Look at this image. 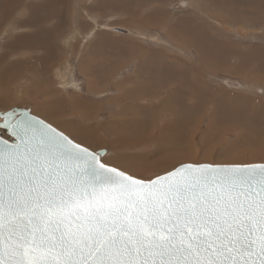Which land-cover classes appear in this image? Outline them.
<instances>
[{
	"label": "snow or ice",
	"instance_id": "obj_1",
	"mask_svg": "<svg viewBox=\"0 0 264 264\" xmlns=\"http://www.w3.org/2000/svg\"><path fill=\"white\" fill-rule=\"evenodd\" d=\"M112 7L179 17L201 5ZM59 24L51 9L31 27ZM132 107L37 111L0 85V264H264V139L259 156L195 149L179 135L149 140Z\"/></svg>",
	"mask_w": 264,
	"mask_h": 264
},
{
	"label": "rangeland",
	"instance_id": "obj_2",
	"mask_svg": "<svg viewBox=\"0 0 264 264\" xmlns=\"http://www.w3.org/2000/svg\"><path fill=\"white\" fill-rule=\"evenodd\" d=\"M8 3L15 8L0 24V85L7 80L21 104L51 111L60 102L74 114L76 108H84L77 103L99 108L119 107L123 101L133 106V128L145 139L179 135L195 149L207 143L217 150L261 154L262 0H194L201 7L179 17L163 9L112 7L119 0H5L3 6ZM98 3L109 6L97 9ZM51 9L59 17V27L53 32L34 30L35 18ZM0 11L1 19L5 9L0 6ZM97 17L130 34L97 27ZM11 25L18 27L9 32ZM198 40L206 46L207 57L202 62L200 49L194 47ZM182 66L199 95L182 99L178 106L171 93L187 83L177 82L174 74L161 77V71L164 67L183 70ZM66 69L69 72L64 76ZM149 78L152 83L146 85ZM104 93L111 98L105 99ZM181 106L189 111H181Z\"/></svg>",
	"mask_w": 264,
	"mask_h": 264
},
{
	"label": "bare ground",
	"instance_id": "obj_3",
	"mask_svg": "<svg viewBox=\"0 0 264 264\" xmlns=\"http://www.w3.org/2000/svg\"><path fill=\"white\" fill-rule=\"evenodd\" d=\"M1 1H4V3L2 2L1 3ZM0 1V6L1 7H3L4 9H5V12H4V14L1 16V19H0V24L5 20V19H7L8 17H9V15L11 14V10L13 9V8H15V4L14 3H8V4H6V5H4L3 6V4H5V0H1ZM47 9V8H46ZM14 10V9H13ZM34 10V9H33ZM41 10V9H40ZM44 10V9H43ZM28 11H30L29 9H28ZM1 12V11H0ZM13 12H15V11H13ZM155 14V13H154ZM12 17V16H11ZM149 17V16H148ZM31 18H32V16H31ZM11 19V18H10ZM26 19V18H25ZM29 20V19H28ZM26 22H27V20H26ZM26 22H25V24H26ZM30 22V21H29ZM16 24V23H15ZM102 27V29H105V30H110V31H114V32H118V33H122V32H120V31H116L115 29H125V28H121V27H116V26H101ZM126 31H127V33H122V34H130V31L129 30H127V29H125ZM236 31V30H235ZM243 32V31H242ZM239 34V33H238ZM241 34V33H240ZM26 40H28V39H26ZM193 41V40H192ZM72 42V41H71ZM197 42V43H196ZM199 42V40L198 41H195V43H194V47L197 49V48H199L200 49V52L202 53V54H200L201 55V59H200V62H202L204 59H205V57H207L206 55H207V53H204L205 51H206V46H203L202 44H200V42ZM34 43V42H33ZM68 43V42H67ZM100 43V42H99ZM16 44V43H15ZM205 44V43H204ZM32 45V44H31ZM101 45V44H100ZM15 46V45H14ZM192 46H193V44H192ZM198 50V49H197ZM199 52V53H200ZM176 60V59H175ZM174 61V60H173ZM168 64V63H167ZM184 65V64H183ZM71 66V65H70ZM69 66V67H70ZM192 67L191 65H186V67L187 68H190V67ZM183 67V66H182ZM142 68V67H141ZM171 68V67H170ZM170 68H165L164 67V69L161 71L162 73H161V77L163 76V77H167L168 75H170V74H174V79L177 81V82H179V83H181L182 84V82L183 83H189L190 82V80H189V75L190 74H188L184 69H185V67H183V70H179V68L177 69V70H175V69H173V70H170ZM263 68V67H262ZM194 69V67L193 68H191V70H192V72L194 71L193 70ZM189 72H190V69L188 70ZM69 71H68V69H66V74L64 73V76H67V73H68ZM72 73V72H71ZM196 73V72H195ZM159 76V75H158ZM69 77H70V74H69ZM1 79V78H0ZM64 79V78H63ZM162 79H164V78H162ZM193 79V78H192ZM66 80H67V78H66ZM160 80V79H159ZM194 80V79H193ZM3 81V80H2ZM61 81H62V79H61ZM194 82V81H193ZM63 83H64V80H63ZM157 83V82H156ZM191 83V82H190ZM74 84H75V82H74ZM62 85H64V84H62ZM61 85V86H62ZM156 85V84H155ZM67 86V85H66ZM178 86V85H177ZM176 86V87H177ZM195 86V85H194ZM157 87H159V85H157ZM175 87V88H176ZM196 87V86H195ZM195 87H193V86H185L183 89H181L180 87L178 88L177 87V90L175 89V93H171V95H173V96H175L176 97V99L175 100H178V101H175L176 103H178V106L180 105V103H183V101H181L182 99H184V98H191V99H194L196 96H198L199 95V93L198 92H196V91H194V88ZM160 88V87H159ZM187 89H190L191 90V92L190 93H185V92H187ZM157 90V89H156ZM172 90V89H171ZM18 92V91H17ZM145 92H147V90L145 91ZM144 92V93H145ZM169 92V91H168ZM174 92V91H173ZM169 93V94H170ZM143 95H145V94H143ZM147 96V95H146ZM169 97H171V96H169ZM177 97H178V99H177ZM185 100V99H184ZM200 100V99H199ZM187 102L188 101H190V100H186ZM186 103V102H185ZM184 103V104H185ZM187 104V103H186ZM186 106V105H185ZM187 108H188V106H187ZM172 110V109H171ZM179 110V108L177 109V111ZM181 111H189V110H187L186 109V107H184V106H181V109H180ZM191 110V109H190ZM173 112H175L176 110H172ZM176 111V112H177ZM175 112V113H176ZM177 114V113H176ZM179 115H181V114H179ZM177 116H178V114H177ZM182 116V115H181ZM178 117H180V116H178ZM180 119V118H179ZM181 120V119H180Z\"/></svg>",
	"mask_w": 264,
	"mask_h": 264
},
{
	"label": "crops",
	"instance_id": "obj_4",
	"mask_svg": "<svg viewBox=\"0 0 264 264\" xmlns=\"http://www.w3.org/2000/svg\"><path fill=\"white\" fill-rule=\"evenodd\" d=\"M20 43L23 44V43H25V42L22 40ZM76 105H77V106L80 105V107L82 106V107H84V108H90V106H89L88 104H86V103H77Z\"/></svg>",
	"mask_w": 264,
	"mask_h": 264
},
{
	"label": "water",
	"instance_id": "obj_5",
	"mask_svg": "<svg viewBox=\"0 0 264 264\" xmlns=\"http://www.w3.org/2000/svg\"><path fill=\"white\" fill-rule=\"evenodd\" d=\"M122 31H120V32H122V33H127V31L125 30V29H121ZM229 84H231V85H233V86H235L236 84H233V83H229Z\"/></svg>",
	"mask_w": 264,
	"mask_h": 264
}]
</instances>
